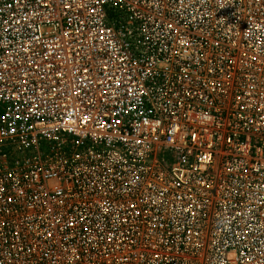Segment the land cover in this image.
<instances>
[{"label":"built area","instance_id":"1","mask_svg":"<svg viewBox=\"0 0 264 264\" xmlns=\"http://www.w3.org/2000/svg\"><path fill=\"white\" fill-rule=\"evenodd\" d=\"M0 264H264V0H0Z\"/></svg>","mask_w":264,"mask_h":264}]
</instances>
